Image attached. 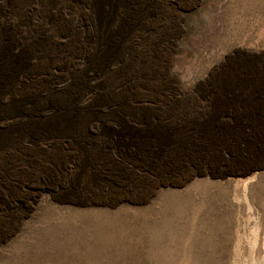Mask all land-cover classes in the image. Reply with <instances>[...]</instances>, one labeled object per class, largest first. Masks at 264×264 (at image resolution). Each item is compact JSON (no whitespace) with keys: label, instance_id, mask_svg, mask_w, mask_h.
Masks as SVG:
<instances>
[{"label":"rangeland","instance_id":"1","mask_svg":"<svg viewBox=\"0 0 264 264\" xmlns=\"http://www.w3.org/2000/svg\"><path fill=\"white\" fill-rule=\"evenodd\" d=\"M135 1L86 92L53 43L89 0H0L24 49L0 55V264H264V0H150L116 29Z\"/></svg>","mask_w":264,"mask_h":264},{"label":"bare ground","instance_id":"2","mask_svg":"<svg viewBox=\"0 0 264 264\" xmlns=\"http://www.w3.org/2000/svg\"><path fill=\"white\" fill-rule=\"evenodd\" d=\"M150 0H136L134 3L136 4L137 7H133L132 4L130 3V5H125L122 9H121V13H118V20L116 22V29L118 28H123L125 30H127V26L130 25V17H132V14L136 11L137 8H139L138 12H137V18L139 19H146L149 15L148 10L145 12V15H143V5H145V3H148ZM107 5V9L102 8L103 4ZM35 6V9H38V7L40 6V2L39 0H30L29 6L26 8V13L28 14H32L35 15V11L31 10L33 9V7ZM89 19H90V27L88 30V34H84L82 35L81 38L77 39V35L74 34H54L55 37V42L53 43L54 45V53L56 55H58L57 53H59V55H61L63 58L64 56H68L69 52H73L75 49H77L74 54L71 55V58H66L67 62H69V64L72 67V70L70 72V77L72 76L73 73H76V75L79 74V72H83L86 76V78L91 79L95 82V88H87L86 92L88 91H94L97 87V71L92 69L91 66V61L98 59V57H102L104 56V54L106 53V48L104 47L103 43L104 41L107 40L106 35L103 32H100L99 30L101 29V25L103 24L105 17H107L108 15L110 16L113 13V0H89ZM5 8V6H3V4H0V12L1 10ZM81 11H84V7L82 6L81 8H79ZM45 13H42L39 15V22H48L47 20L49 19L48 17V10L45 9ZM56 12L62 16H65L68 14V11L64 10V9H58L56 10ZM143 15V16H142ZM65 18V17H63ZM42 26V25H40ZM92 29V32H91ZM142 30H144L142 28ZM149 34V33H147ZM147 34L143 35L146 36ZM23 38H25L27 40V42H32L35 40V38H33L30 35L27 36H23ZM15 48H18L20 53L24 51L23 47L22 49L20 47H12V43L10 41H7L5 39V35L0 36V55L6 51L9 56L11 57L12 55L16 58V54L15 52ZM36 53L34 54L36 59L37 57H39V54H46V51H39V49L34 50ZM19 53V52H17ZM28 59L30 58V56H27ZM109 61V60H107ZM112 63L115 64L114 68L116 70H121L122 67L125 66V63L118 59L115 61H112ZM104 64V63H103ZM74 70V71H73ZM65 71L63 66H59L58 69L54 72H62ZM2 71L0 70V75H1ZM74 81L70 80V83L72 84ZM69 83V80H67L66 85H65V89L64 91L74 88L75 86H71ZM4 83L0 81V85H3ZM0 90H2V88H0ZM3 99V98H2ZM1 99V100H2ZM5 100L9 99V96H4ZM55 113V112H54ZM53 118V117H52ZM49 118V119H52ZM51 122V120L49 121ZM7 124L8 122H2ZM54 123V122H52ZM51 126L54 124H50Z\"/></svg>","mask_w":264,"mask_h":264}]
</instances>
